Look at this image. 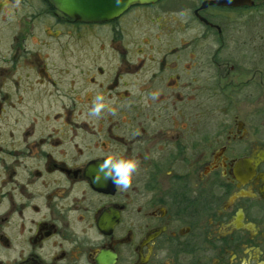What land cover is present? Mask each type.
<instances>
[{
    "label": "flooded vegetation",
    "instance_id": "1",
    "mask_svg": "<svg viewBox=\"0 0 264 264\" xmlns=\"http://www.w3.org/2000/svg\"><path fill=\"white\" fill-rule=\"evenodd\" d=\"M10 1L0 264H264V0L101 23ZM108 157L139 162L131 188L93 182Z\"/></svg>",
    "mask_w": 264,
    "mask_h": 264
},
{
    "label": "water",
    "instance_id": "2",
    "mask_svg": "<svg viewBox=\"0 0 264 264\" xmlns=\"http://www.w3.org/2000/svg\"><path fill=\"white\" fill-rule=\"evenodd\" d=\"M54 7L67 17L86 23H101L124 14L136 4H150L159 0H50ZM210 3L222 5H252L254 0H214Z\"/></svg>",
    "mask_w": 264,
    "mask_h": 264
},
{
    "label": "clouds",
    "instance_id": "3",
    "mask_svg": "<svg viewBox=\"0 0 264 264\" xmlns=\"http://www.w3.org/2000/svg\"><path fill=\"white\" fill-rule=\"evenodd\" d=\"M120 2L121 0H116L117 4ZM180 15L183 16L185 13H180ZM154 95L156 94L154 93ZM103 107V104H94L90 114L99 115ZM138 167L139 162L135 159L108 157L99 163L93 182L100 183L101 179L104 181L111 180L115 187L128 190L132 186L134 174L137 172Z\"/></svg>",
    "mask_w": 264,
    "mask_h": 264
},
{
    "label": "rangeland",
    "instance_id": "4",
    "mask_svg": "<svg viewBox=\"0 0 264 264\" xmlns=\"http://www.w3.org/2000/svg\"><path fill=\"white\" fill-rule=\"evenodd\" d=\"M0 1H3L4 4H6V3H7V4H8V3L10 4V3H11L10 0H0ZM189 2L191 3V0H190ZM190 3H189V4H190ZM187 6L189 7L190 5H187ZM6 13L9 14V11H6ZM7 16H8V15H7ZM9 22L12 23V24H14V23H15V19H14V18H10V19H9ZM12 24H11V25H12ZM0 29H1V28H0ZM0 35H1V34H0Z\"/></svg>",
    "mask_w": 264,
    "mask_h": 264
}]
</instances>
